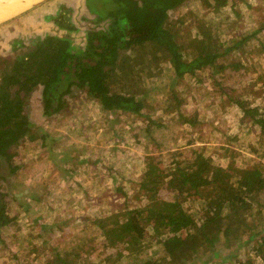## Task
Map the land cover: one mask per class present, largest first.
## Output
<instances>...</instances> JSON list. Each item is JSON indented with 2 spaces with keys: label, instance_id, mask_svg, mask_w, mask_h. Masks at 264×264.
<instances>
[{
  "label": "rangeland",
  "instance_id": "rangeland-1",
  "mask_svg": "<svg viewBox=\"0 0 264 264\" xmlns=\"http://www.w3.org/2000/svg\"><path fill=\"white\" fill-rule=\"evenodd\" d=\"M43 5L44 10L51 9V14L41 18ZM59 7L66 10V21L73 29L60 28L51 20ZM167 15L175 25L178 40L185 45L187 56L193 53L196 44L186 39L197 36L199 22L211 23L221 40H238L264 21V0H227L219 8L212 0H185ZM26 16L29 18L24 21ZM106 25V19L94 20L84 0H71V4L68 0H47L0 23V61L13 57V48L18 44L29 45L45 34L67 36L75 46L82 47L88 29H104ZM14 40L18 43H13ZM262 44L264 29L249 37L240 48L217 58V64L228 65L232 61L242 64L236 69L227 66L218 74H211L209 68L175 78L170 65L159 61L158 56L159 65L151 66L152 76L142 74L134 85L144 91V96H139L144 103L140 114L109 115L101 111L95 100L73 88L62 97V109L45 115L40 86H36L24 98L23 113L34 133L35 128L38 134L44 132L45 143L24 138L10 149L14 172L10 174L4 165L0 167V175L4 177L0 180V191L6 195L8 214L15 219L0 229V264H43L50 260L51 247L69 250L80 245L83 248L77 252L96 263V257H103L108 253L105 250H110L100 248L101 235L93 222L124 207L145 203L138 195V184L146 158L169 171L175 160L184 161L196 151L209 157L214 165L258 168L264 174V131L257 130L248 117L242 118L241 111L227 100L229 94L248 104H264ZM174 98L179 101L180 111L194 119V125L177 120L172 108L170 113L164 111V106L167 103L171 106ZM231 178L234 179V174ZM159 194L172 198L174 192L162 189ZM202 204L200 200L182 202L187 210L194 211L192 217L197 220L204 212ZM250 206L245 218L253 217L252 224L256 226L250 227L248 233L258 232L257 238L264 235V209L257 213L258 206L254 203ZM40 232L41 236L36 238ZM228 243L231 247L234 241ZM252 245L253 240L238 247L235 257L225 264L246 257L259 263ZM225 246L226 240L219 238L213 249L225 255L230 251ZM209 252L208 245L196 251L198 256ZM137 255L138 260L163 255L149 226ZM127 261L123 258L122 264Z\"/></svg>",
  "mask_w": 264,
  "mask_h": 264
},
{
  "label": "trees",
  "instance_id": "trees-1",
  "mask_svg": "<svg viewBox=\"0 0 264 264\" xmlns=\"http://www.w3.org/2000/svg\"><path fill=\"white\" fill-rule=\"evenodd\" d=\"M184 1L84 0L94 20L106 19L107 25L104 29H88L82 47L75 46L67 36L45 34L29 45L18 44L13 48V57L0 61V167L4 165L8 173L14 172L10 149L24 138L39 139L41 145L45 143L44 132L39 129L38 134L35 128L36 136L23 113L24 98L36 86H40L45 115L62 109V97L73 88L83 91L109 115L115 112L131 115L140 114L144 106L143 98L139 97L144 96V91L134 87L135 82L142 74L152 76L151 66L159 65L158 56H161L159 61L170 65L175 78L209 68H212L211 74H218L227 66L240 67L242 64L237 61L222 65L216 59L258 35L264 29V21L235 41L219 39L211 23L199 22L197 36L186 39V42L195 41V50L185 56V45L178 40L175 25L167 15ZM226 3L227 0H212L217 8ZM66 13L59 7L51 20L58 27L71 30ZM18 48L21 49L16 52ZM227 100L241 111L242 118L248 117L257 130L264 131V104H248L229 94ZM178 103L174 98L171 106L169 103L164 106V111L170 113L172 108L177 120L194 125V119L181 112ZM145 160L138 184V195L145 203L134 208L124 207L93 222L101 235L100 248L110 251L105 250L106 255L96 257V263H91L86 254L77 252L83 248L81 245L69 250L51 247L50 260L43 264H122L123 258L128 260L123 264H225L235 257L238 247L251 240L254 255L260 262L246 257L231 260L230 264H264V235L256 238L258 232L248 233L256 224H252L253 217L245 218L244 214L250 210L251 203L258 206L257 213L264 209V174L258 168L237 169L230 164L223 168L196 151L184 161L175 160L169 171H163L151 158ZM1 179L4 177L0 175ZM162 189L174 192L172 198H163L159 194ZM191 200L203 202L204 212L198 220L192 217L194 211L182 206L183 201ZM7 207L6 195L0 191V229L15 220ZM148 226L157 237L163 255L153 260H138L137 253ZM243 234H247L245 238ZM219 238L226 240V248L230 247L227 241H234L225 255L213 249ZM206 245L211 252L198 256L196 251Z\"/></svg>",
  "mask_w": 264,
  "mask_h": 264
},
{
  "label": "bare ground",
  "instance_id": "bare-ground-1",
  "mask_svg": "<svg viewBox=\"0 0 264 264\" xmlns=\"http://www.w3.org/2000/svg\"><path fill=\"white\" fill-rule=\"evenodd\" d=\"M0 1H1V3H0V18H4V17L10 15L12 12H15V11L21 9L26 3H28L31 0H22L23 3H21L20 0H0ZM5 4L7 6H5Z\"/></svg>",
  "mask_w": 264,
  "mask_h": 264
},
{
  "label": "water",
  "instance_id": "water-1",
  "mask_svg": "<svg viewBox=\"0 0 264 264\" xmlns=\"http://www.w3.org/2000/svg\"><path fill=\"white\" fill-rule=\"evenodd\" d=\"M45 1H47V0H31L28 3H26L21 9L15 11V12H12L10 15H8L4 18H0V23L8 21V20L28 11V10H31L32 8L44 3ZM20 2L23 3L22 0H20ZM0 3H1V1H0ZM5 6H7V5L5 4Z\"/></svg>",
  "mask_w": 264,
  "mask_h": 264
},
{
  "label": "crops",
  "instance_id": "crops-1",
  "mask_svg": "<svg viewBox=\"0 0 264 264\" xmlns=\"http://www.w3.org/2000/svg\"><path fill=\"white\" fill-rule=\"evenodd\" d=\"M68 2L71 4V0H68ZM43 9H42V11H43V16L41 17V18H43L44 16H47V15H50L51 14V9H49V10H44V5H43V7H42ZM56 8H54L53 10H55ZM38 10H40V7H38ZM35 15V14H34ZM29 18V16H26V17H24V21H26L27 19ZM14 25V24H13ZM15 26V25H14ZM13 34H11V36H12ZM15 35H16V33H15ZM13 37H15V36H13Z\"/></svg>",
  "mask_w": 264,
  "mask_h": 264
},
{
  "label": "flooded vegetation",
  "instance_id": "flooded-vegetation-1",
  "mask_svg": "<svg viewBox=\"0 0 264 264\" xmlns=\"http://www.w3.org/2000/svg\"><path fill=\"white\" fill-rule=\"evenodd\" d=\"M13 43H18V41L17 40H14Z\"/></svg>",
  "mask_w": 264,
  "mask_h": 264
}]
</instances>
